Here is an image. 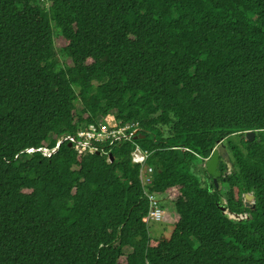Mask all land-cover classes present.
Instances as JSON below:
<instances>
[{
	"label": "trees",
	"instance_id": "trees-1",
	"mask_svg": "<svg viewBox=\"0 0 264 264\" xmlns=\"http://www.w3.org/2000/svg\"><path fill=\"white\" fill-rule=\"evenodd\" d=\"M50 1L0 0V264H264V0ZM109 116L139 131L63 140ZM148 192L174 201L169 236Z\"/></svg>",
	"mask_w": 264,
	"mask_h": 264
},
{
	"label": "built area",
	"instance_id": "built-area-1",
	"mask_svg": "<svg viewBox=\"0 0 264 264\" xmlns=\"http://www.w3.org/2000/svg\"><path fill=\"white\" fill-rule=\"evenodd\" d=\"M45 6L48 7L50 5V0H44ZM139 131L138 124H126V125H113L109 126L108 124L104 123H93L90 124L87 128L79 130L77 137L75 136H67L63 138V140H71L70 142L75 146L76 150L79 153H86V152H101V148L96 145V142H107L110 140L109 145H112L114 141L120 140L122 138L127 140H132L133 136L137 134ZM55 150L50 151L48 148H29L27 149V153H33L35 151H40L44 155H51ZM132 162L134 164L140 165L141 173L144 174L148 180L150 185L153 184L154 177L153 167L147 164V159L150 156V152L148 150L143 149L140 145H136L135 149L131 153ZM147 193V191H145ZM148 197L150 200V210H152V215H149L148 218L143 219L144 222L150 223L160 222L162 220V200L170 201V198H160V195L154 192H148ZM151 214V213H150Z\"/></svg>",
	"mask_w": 264,
	"mask_h": 264
},
{
	"label": "rangeland",
	"instance_id": "rangeland-1",
	"mask_svg": "<svg viewBox=\"0 0 264 264\" xmlns=\"http://www.w3.org/2000/svg\"><path fill=\"white\" fill-rule=\"evenodd\" d=\"M49 3L51 4V1ZM61 60H63V62H64L65 57L61 56ZM105 121H106V123L104 122V124H108L109 126H113L116 124L113 116H109ZM75 150H76V148H75ZM78 154L82 155L83 153L78 152ZM227 167L229 170L232 169L231 161L228 162ZM152 177H154V172H153ZM139 178H140L144 192L147 191L149 189L151 183L150 184L148 183L146 176L141 173V170H140ZM221 185L222 184L220 183L219 188L222 187ZM222 190H224V188H222ZM166 197H167V194L160 195V198H162V199L166 198ZM174 205L175 204H174L173 200H170V201L165 200L161 203V206H162V220H161V222L152 221L148 224L150 235L153 238H159L161 235L169 236L171 234V232L173 231V228L175 225V220H176L175 215H174V211H175ZM149 215H152V210L145 216V218H148ZM229 217L233 220H236V217H234V216L229 215ZM121 260L123 262L125 260V256L122 257Z\"/></svg>",
	"mask_w": 264,
	"mask_h": 264
},
{
	"label": "water",
	"instance_id": "water-1",
	"mask_svg": "<svg viewBox=\"0 0 264 264\" xmlns=\"http://www.w3.org/2000/svg\"><path fill=\"white\" fill-rule=\"evenodd\" d=\"M242 139H245L249 142H253L257 138V132L254 130L245 132L242 136ZM138 138H144L143 135H139ZM225 139L222 140L212 151L210 157L205 159V167L208 171V174L213 177V181L216 186H219L218 178L222 176L223 170L226 169V163L230 161V155L227 151L226 145L224 143ZM72 147V143L70 144ZM111 160L113 157L111 156ZM224 213H230L231 216L238 218L239 220L246 218L245 215L234 214L228 211L225 206L218 204Z\"/></svg>",
	"mask_w": 264,
	"mask_h": 264
},
{
	"label": "clouds",
	"instance_id": "clouds-1",
	"mask_svg": "<svg viewBox=\"0 0 264 264\" xmlns=\"http://www.w3.org/2000/svg\"><path fill=\"white\" fill-rule=\"evenodd\" d=\"M165 201V200H162V202ZM167 201V200H166ZM161 222V221H160Z\"/></svg>",
	"mask_w": 264,
	"mask_h": 264
},
{
	"label": "flooded vegetation",
	"instance_id": "flooded-vegetation-1",
	"mask_svg": "<svg viewBox=\"0 0 264 264\" xmlns=\"http://www.w3.org/2000/svg\"><path fill=\"white\" fill-rule=\"evenodd\" d=\"M226 166H227V164H226Z\"/></svg>",
	"mask_w": 264,
	"mask_h": 264
}]
</instances>
